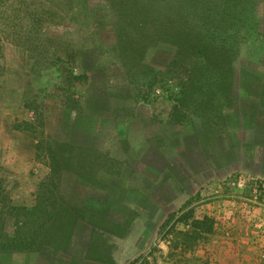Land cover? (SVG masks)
I'll list each match as a JSON object with an SVG mask.
<instances>
[{"label": "rangeland", "instance_id": "rangeland-1", "mask_svg": "<svg viewBox=\"0 0 264 264\" xmlns=\"http://www.w3.org/2000/svg\"><path fill=\"white\" fill-rule=\"evenodd\" d=\"M182 30L233 42L220 91ZM263 94L264 0H0V241L51 188L89 264H264Z\"/></svg>", "mask_w": 264, "mask_h": 264}, {"label": "trees", "instance_id": "trees-1", "mask_svg": "<svg viewBox=\"0 0 264 264\" xmlns=\"http://www.w3.org/2000/svg\"><path fill=\"white\" fill-rule=\"evenodd\" d=\"M149 1H158V0H147V2H149ZM161 1H163V0H161ZM132 9L133 8H131L130 12L132 11ZM141 9H142V6H141ZM149 10H150V8L144 12L147 13ZM154 11L157 13L159 10H157V9L153 10L152 9L151 14H153ZM130 12L127 9L123 8L124 14L128 15ZM162 24L163 23L158 22V26H162ZM169 25H173V24L168 23V26ZM197 33H199V32H197ZM165 35L166 34H164V36ZM173 36H174L175 40L172 43L177 46L176 54H177V57H179L178 59L175 58L173 60V65L177 64L178 60L180 59V55H179L180 51H178L179 46L181 47L182 45H184L188 42L192 46L194 43L195 44L194 47L197 49L196 50V56H195L197 60L195 61V63H196V65H198V64L199 65L195 66L194 70L191 69L190 72L187 74L188 77L190 78L189 82L191 83V88H190L191 93L195 92V94H199V92H201V91L204 93H206V92L208 93L210 90H212L214 88H216L217 90H213V91H220V89H218V88L227 86L226 82L229 83L231 71L233 68V66L230 63L233 61L232 59H234V56H232L230 53H228L229 51H227L226 49H228V48L231 49L230 45L233 42L229 45L227 43L224 44L227 47H225L226 49H223V48H219V47L215 46L216 40L213 39V37L206 44H204V46H202L203 45L202 42H205L204 41L205 37L191 36V34L187 30L174 31ZM227 53L230 55L229 60L226 59ZM222 64H224V67L228 66L227 71H224V69L221 67ZM203 65H206V68H207L206 72H204L205 75L200 73V69H201V67H203ZM202 76H203V79H202V81L199 80V81H201V82H199L198 79L202 78ZM188 90H189V87H186L187 92H188ZM187 92H185V96L181 95V97H178V102L181 106L182 105L187 106L190 102H193V100L198 99L196 96H194V94H187ZM188 96H189V98H187ZM227 97H228L227 99H229L231 97V94H229V96H227ZM195 134L198 137L199 136L202 137V135H201L202 133H199L198 131ZM224 141H226V142L229 141V143H232L231 136L229 134H227V136L223 135L221 137V142L224 143ZM202 144H204L203 145L204 149L207 150L204 140H203ZM221 148H222V145H221ZM207 156L210 157V159H212V160H215V158L216 159L218 158V157H213L209 153L207 154ZM203 158L205 159V157H203ZM51 160H52L53 168H55V169L57 168L54 171V173L58 174V172H59L58 169H60L58 157L52 153ZM149 167L154 170L153 172H151L152 174H155L157 172L165 174V172L158 170L156 168H153L150 165H149ZM165 170H167V169H165ZM176 182L179 183L182 181L178 180ZM0 188H1V186H0ZM53 193H54V191H51V194H53ZM21 210H22V214L19 212V215L17 214V218H15L16 216H14V218H15V221H14L15 236L12 238V240L10 239L8 241L1 242L0 243V249L2 247L10 248V249L11 248L18 249L22 245V243L19 240L20 237H22V235H24L25 233L31 237L43 235V231L45 229H49L47 226L51 220L55 221V220H57V216L58 217L61 216V218H62L64 216H67V214H65V213L71 212L69 208L62 207V205L59 204L58 198H47V197H45V195H41L37 201V204L34 205L33 207H31V208L25 207V208H21ZM185 220L187 222V216L183 217L181 219V221H185ZM78 222H79V220L77 219L76 223H78ZM54 229L57 230L56 227ZM96 229L101 230V227L99 225L94 226L93 232H95ZM199 231L200 232L210 231V230H208V219L193 220L192 221V227L190 230L181 231V232H178L177 234L186 236L187 240L188 239L189 240H192V239L197 240L200 237ZM191 233H194V235ZM32 241H34V243L36 242L35 239H33ZM93 259H95L97 261L98 260H101V261L105 260V259H102L100 257L93 258ZM135 264H139V261H137ZM140 264H143V263H140Z\"/></svg>", "mask_w": 264, "mask_h": 264}, {"label": "crops", "instance_id": "crops-1", "mask_svg": "<svg viewBox=\"0 0 264 264\" xmlns=\"http://www.w3.org/2000/svg\"><path fill=\"white\" fill-rule=\"evenodd\" d=\"M43 191V195L49 196L54 190L48 188ZM65 214L67 216L62 218L57 216V220H51L47 226L49 229H45L43 235L33 237L26 233L22 235L19 239L22 245L18 249L2 247L0 249V264H74L73 260L75 259H79L81 262L84 260L83 264L99 263L100 260L87 257L86 252L83 255L74 253L73 250L77 243L75 232L80 221L76 223L77 219L73 215H70L71 218L68 216L69 212ZM55 227L57 230L54 229ZM14 236L15 231L12 238ZM33 239L36 240L35 243L32 241Z\"/></svg>", "mask_w": 264, "mask_h": 264}]
</instances>
